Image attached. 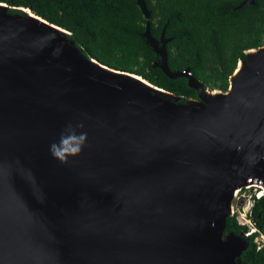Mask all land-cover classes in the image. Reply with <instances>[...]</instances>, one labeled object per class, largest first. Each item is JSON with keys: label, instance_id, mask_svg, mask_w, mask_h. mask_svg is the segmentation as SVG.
Here are the masks:
<instances>
[{"label": "water", "instance_id": "water-1", "mask_svg": "<svg viewBox=\"0 0 264 264\" xmlns=\"http://www.w3.org/2000/svg\"><path fill=\"white\" fill-rule=\"evenodd\" d=\"M64 30L59 39L78 57L120 71L85 56ZM144 35L166 75L186 77L198 99L181 102L146 79L165 93L143 95L0 21V264H243L248 241L223 231L236 184L264 180V56L240 97L214 103L189 69H169L163 34L159 45L148 22ZM79 124L82 152L53 158L49 146Z\"/></svg>", "mask_w": 264, "mask_h": 264}, {"label": "trees", "instance_id": "trees-1", "mask_svg": "<svg viewBox=\"0 0 264 264\" xmlns=\"http://www.w3.org/2000/svg\"><path fill=\"white\" fill-rule=\"evenodd\" d=\"M12 11L32 13L70 32L81 52L100 63L138 75L153 85L186 98L198 99L186 77L170 78L158 65L160 55L144 35L150 24L152 38L167 52L172 72L186 69L206 89L227 91L230 77L248 50L264 44V0L240 6L244 0H144L150 18L143 17L136 0H0ZM252 220L256 231L241 253L243 264H264V195L255 199ZM236 216L225 222L224 235L247 231Z\"/></svg>", "mask_w": 264, "mask_h": 264}, {"label": "bare ground", "instance_id": "bare-ground-1", "mask_svg": "<svg viewBox=\"0 0 264 264\" xmlns=\"http://www.w3.org/2000/svg\"><path fill=\"white\" fill-rule=\"evenodd\" d=\"M11 7L9 4L5 2H0V21L3 22H9V23H16L23 25L25 27H28L30 29H33L37 31L38 33L42 34L47 39H51L55 41V43H58L62 49H65L69 55L74 57L75 59H78L82 62H84L90 69V71L96 73L97 75L101 76H113L117 77L124 81L132 80L134 85L139 89L141 94L143 95H150L149 91H156V92H164L163 90L154 87L150 83H148L145 79L138 75H130L124 72H113V71H107L108 69L106 67L101 66L96 61L87 62L81 57H78L74 52H72L68 47H66L65 43H63L59 39V35H67L68 32L62 29L61 27L50 24L46 20L42 19L41 17L37 16L35 13H32L29 9L26 8H20L19 11H21L23 14H16V13H8L6 10L10 9ZM28 11V12H27ZM26 13V14H25ZM264 56V45L261 46L259 49H251L247 51V59L241 61L239 63V66L237 70L234 72V74L231 76L230 79V86L229 89L225 92L222 91H210L209 95L211 99L214 100V103H221V104H227L234 99L240 97L243 94L242 91V82L246 81L251 73V68L259 61V59ZM213 92V93H212ZM165 93V92H164ZM189 103L199 105L202 110L201 111H211L214 105L206 106L200 101L197 100H189ZM192 110V108H189ZM193 111V110H192ZM262 159L264 161V148L262 150ZM260 181L256 177H249L246 178L243 181H239L236 186L232 190V199L235 195V192L245 186V185H257ZM230 209V204L226 205L224 210L222 211L220 217L221 219L226 215V213ZM239 264V262H237Z\"/></svg>", "mask_w": 264, "mask_h": 264}, {"label": "clouds", "instance_id": "clouds-1", "mask_svg": "<svg viewBox=\"0 0 264 264\" xmlns=\"http://www.w3.org/2000/svg\"><path fill=\"white\" fill-rule=\"evenodd\" d=\"M77 128H83V124L68 125L61 134L59 141L53 142L49 146V151L53 158L58 159L62 163H68L70 157H75L82 152L87 141V133H78Z\"/></svg>", "mask_w": 264, "mask_h": 264}, {"label": "built area", "instance_id": "built-area-1", "mask_svg": "<svg viewBox=\"0 0 264 264\" xmlns=\"http://www.w3.org/2000/svg\"><path fill=\"white\" fill-rule=\"evenodd\" d=\"M259 181L260 183L257 185H245L239 188L235 192V195L232 199V200L236 199V201H239L238 203H240L241 201H245L246 203L245 206H242L240 208L241 210L238 208L236 210L237 212L239 211L243 217L237 216L236 211L233 210L232 206H231V214H230V216H233V215L236 216V219L239 224L246 225L248 227L247 231L241 232L245 238H248L253 232L257 230L252 220V207H253L255 199H259L260 197L264 195V180L259 179ZM242 190H252V191L248 195H245V194H240ZM261 236L264 238V235H261ZM258 245L260 248L262 245H264V243H259Z\"/></svg>", "mask_w": 264, "mask_h": 264}, {"label": "rangeland", "instance_id": "rangeland-1", "mask_svg": "<svg viewBox=\"0 0 264 264\" xmlns=\"http://www.w3.org/2000/svg\"><path fill=\"white\" fill-rule=\"evenodd\" d=\"M28 12V11H27ZM247 54V53H246ZM210 91H219V90H210ZM213 93V92H212ZM252 190H242L241 192H240V194H245V195H248L250 192H251ZM239 201H236V199L235 200H231V206H232V208H233V210H237V208L238 209H240L242 206H245V201H241L240 203H238ZM241 210V209H240ZM236 215L237 216H242V214H240V212L238 211H236ZM243 217V216H242ZM245 238V237H244ZM222 239L223 240H225V239H227V237L226 236H222ZM246 240H247V238H245ZM255 241L257 242V244H259V243H264V238L261 236V235H258L256 238H255Z\"/></svg>", "mask_w": 264, "mask_h": 264}, {"label": "flooded vegetation", "instance_id": "flooded-vegetation-1", "mask_svg": "<svg viewBox=\"0 0 264 264\" xmlns=\"http://www.w3.org/2000/svg\"><path fill=\"white\" fill-rule=\"evenodd\" d=\"M0 2H3V1H0ZM6 3V2H5ZM21 8V7H20ZM20 8H18L20 10Z\"/></svg>", "mask_w": 264, "mask_h": 264}]
</instances>
